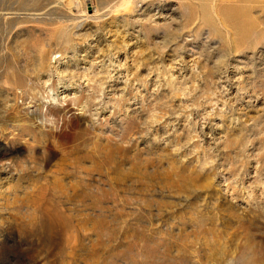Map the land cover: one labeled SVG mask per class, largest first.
<instances>
[{"label":"rangeland","instance_id":"rangeland-1","mask_svg":"<svg viewBox=\"0 0 264 264\" xmlns=\"http://www.w3.org/2000/svg\"><path fill=\"white\" fill-rule=\"evenodd\" d=\"M0 264H264V0H0Z\"/></svg>","mask_w":264,"mask_h":264},{"label":"built area","instance_id":"built-area-1","mask_svg":"<svg viewBox=\"0 0 264 264\" xmlns=\"http://www.w3.org/2000/svg\"><path fill=\"white\" fill-rule=\"evenodd\" d=\"M58 1H69V0H58ZM74 1V0H73Z\"/></svg>","mask_w":264,"mask_h":264},{"label":"bare ground","instance_id":"bare-ground-1","mask_svg":"<svg viewBox=\"0 0 264 264\" xmlns=\"http://www.w3.org/2000/svg\"><path fill=\"white\" fill-rule=\"evenodd\" d=\"M237 2H238V1H237ZM230 9H231V8H230ZM239 12H240V11H239ZM227 15H229V14L227 13ZM227 15H226V16H227ZM238 20H239V19H238ZM239 21H240V20H239ZM221 22H222V21H221Z\"/></svg>","mask_w":264,"mask_h":264}]
</instances>
